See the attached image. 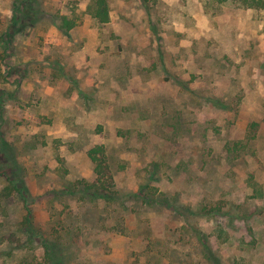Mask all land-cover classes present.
<instances>
[{"label":"rangeland","instance_id":"obj_1","mask_svg":"<svg viewBox=\"0 0 264 264\" xmlns=\"http://www.w3.org/2000/svg\"><path fill=\"white\" fill-rule=\"evenodd\" d=\"M105 3L0 0V264H264V5Z\"/></svg>","mask_w":264,"mask_h":264},{"label":"trees","instance_id":"obj_2","mask_svg":"<svg viewBox=\"0 0 264 264\" xmlns=\"http://www.w3.org/2000/svg\"><path fill=\"white\" fill-rule=\"evenodd\" d=\"M104 4L102 5V7L100 8L98 15H104V20L103 21H107V6L105 5V0ZM247 4L251 5H264V2L259 1V0H244ZM67 22V21H66ZM68 27L73 26V24L71 22H67ZM88 156L91 159L93 166H94V173L96 175V180L94 181V183L92 185H89V188H94V193L96 194V196H98L99 198H103V199H108L109 197L114 198V177L112 175V170H111V166L108 162V158H107V154H106V150L105 147L103 145H95L92 148L89 149L88 151ZM10 186L8 185L5 189H4V194L7 197H10L14 191L17 192H21L20 187H18L17 184L10 182ZM169 206L168 204H166V207ZM27 217H26V221L30 222V215H31V210L28 209L27 210ZM45 250L46 253L50 256V259L52 261L53 264H56V257L54 256V244L51 243V245L49 244V242H46L45 245ZM210 254V249L208 248V251ZM57 253V252H56ZM54 254V255H53ZM210 257L212 258L211 260H215L217 259L216 257H213L212 255H210ZM215 258V259H214ZM218 260V259H217ZM216 261V260H215ZM219 262V261H217Z\"/></svg>","mask_w":264,"mask_h":264}]
</instances>
